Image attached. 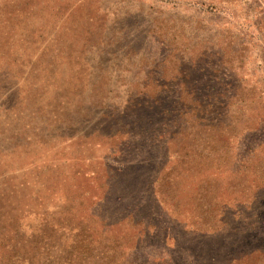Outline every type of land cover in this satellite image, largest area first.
<instances>
[{
	"label": "rangeland",
	"instance_id": "obj_1",
	"mask_svg": "<svg viewBox=\"0 0 264 264\" xmlns=\"http://www.w3.org/2000/svg\"><path fill=\"white\" fill-rule=\"evenodd\" d=\"M0 264H264V0H0Z\"/></svg>",
	"mask_w": 264,
	"mask_h": 264
}]
</instances>
